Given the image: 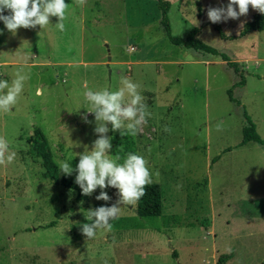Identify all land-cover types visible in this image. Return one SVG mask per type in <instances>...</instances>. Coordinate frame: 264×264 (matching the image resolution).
Wrapping results in <instances>:
<instances>
[{
  "label": "rangeland",
  "instance_id": "374dc122",
  "mask_svg": "<svg viewBox=\"0 0 264 264\" xmlns=\"http://www.w3.org/2000/svg\"><path fill=\"white\" fill-rule=\"evenodd\" d=\"M168 1L172 35L198 27L218 54L172 43L159 0H71L63 31L51 16L43 29L0 32V80L28 77L0 113V138L15 152L0 164V264H217L226 253V264H264V146H239L246 115L264 139V30L241 35L251 6L212 23L208 8L227 0ZM225 57L243 67V86ZM122 76L150 115L134 136L109 129L108 155L145 158L163 212L140 216L137 203L121 204L111 229L86 239L84 214L115 204L117 190L105 187L108 201L95 199L99 188L80 196L48 176L38 148L74 167V152L98 135L85 91H115Z\"/></svg>",
  "mask_w": 264,
  "mask_h": 264
},
{
  "label": "clouds",
  "instance_id": "9594fccd",
  "mask_svg": "<svg viewBox=\"0 0 264 264\" xmlns=\"http://www.w3.org/2000/svg\"><path fill=\"white\" fill-rule=\"evenodd\" d=\"M249 6L264 14V0H227L224 7L208 8L206 15L210 22L219 23L246 15ZM66 8V0H0V22L4 29L14 35L18 27L34 28L39 25L43 29L50 23L49 18L55 16V27L63 31ZM27 78L23 71H18L10 84L6 80H0V113L9 112L17 104ZM120 84L115 91L107 88L85 91L84 98L90 105L87 110L94 114L93 131L98 135L92 141L90 150L85 146L82 152H74V156H78L74 167L67 160L58 164L59 170L65 175L75 171V183L82 195H91L99 188L95 199L108 201L110 197L104 191L105 187L117 190L118 200L115 204L89 208L87 214H84L86 220L90 221L80 226L86 239L94 238L99 229L109 231L112 227L110 221L116 219L120 211L119 205H134L143 196L144 186L152 183L147 161L143 156L129 152L122 162H117L121 159L119 156L112 159L108 155L111 136L106 133L109 129L113 132L119 130L120 135L134 136L141 123L146 122V116L150 115L137 90L138 85L123 76ZM82 118L87 122L86 116ZM14 157L15 152L9 150L7 141L0 138V164H11Z\"/></svg>",
  "mask_w": 264,
  "mask_h": 264
},
{
  "label": "trees",
  "instance_id": "16d2710c",
  "mask_svg": "<svg viewBox=\"0 0 264 264\" xmlns=\"http://www.w3.org/2000/svg\"><path fill=\"white\" fill-rule=\"evenodd\" d=\"M71 0H66V4L70 3ZM159 7L162 12V23L164 25V29L172 41V43L177 45H183L186 48L196 49V50H204L207 52H211L213 54H218V51L207 43L203 42L201 39L197 38V35L200 33L201 29L198 27H194L191 29L189 34L185 37L183 36H174L170 30V22L168 18V12L170 9V1L168 0H159ZM7 14V11L6 13ZM215 28L223 35L221 26L219 24H215ZM4 29V25L0 22V30ZM264 30V14H261L256 10L253 14L252 18L247 21L244 25V28L241 32V35L248 34L254 31H262ZM228 61L229 66L233 67L235 72L239 75L240 79L235 84V86H243L245 84V74L244 69L241 67L239 62L231 61L228 58H224ZM229 96L231 100H235L232 96V89L228 90ZM246 124L243 126V136L242 140L239 143V146L246 145L250 142H257L264 146V139L257 131L256 124L253 122L251 118L246 115ZM38 154L41 155L44 159V166L47 169L48 176L53 179L56 183H60L68 188H76L78 185L75 183V177L73 175H65L63 172L59 170L57 163L54 162L51 154L46 152L42 145L38 148ZM145 191L142 197L138 201H136V211L140 216H160L163 212V191L161 186L158 183L152 182L151 184H147L144 186ZM80 196H83L81 192ZM233 253L222 254L217 264H226V262L231 259Z\"/></svg>",
  "mask_w": 264,
  "mask_h": 264
},
{
  "label": "crops",
  "instance_id": "0c3cea01",
  "mask_svg": "<svg viewBox=\"0 0 264 264\" xmlns=\"http://www.w3.org/2000/svg\"><path fill=\"white\" fill-rule=\"evenodd\" d=\"M199 60V59H198ZM198 60H190V61H198ZM200 61V60H199ZM252 197H250V199H251ZM226 254H229V253H226Z\"/></svg>",
  "mask_w": 264,
  "mask_h": 264
},
{
  "label": "built area",
  "instance_id": "2783aa9c",
  "mask_svg": "<svg viewBox=\"0 0 264 264\" xmlns=\"http://www.w3.org/2000/svg\"><path fill=\"white\" fill-rule=\"evenodd\" d=\"M134 49V47L132 46V49L131 50H133Z\"/></svg>",
  "mask_w": 264,
  "mask_h": 264
}]
</instances>
